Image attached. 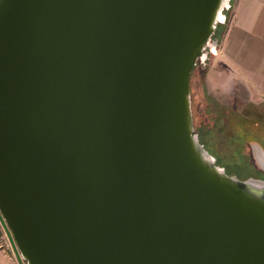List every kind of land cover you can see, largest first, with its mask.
Listing matches in <instances>:
<instances>
[{
  "label": "water",
  "instance_id": "water-1",
  "mask_svg": "<svg viewBox=\"0 0 264 264\" xmlns=\"http://www.w3.org/2000/svg\"><path fill=\"white\" fill-rule=\"evenodd\" d=\"M231 1L0 0V221L22 264H264V177L229 173L193 120Z\"/></svg>",
  "mask_w": 264,
  "mask_h": 264
},
{
  "label": "crops",
  "instance_id": "crops-1",
  "mask_svg": "<svg viewBox=\"0 0 264 264\" xmlns=\"http://www.w3.org/2000/svg\"><path fill=\"white\" fill-rule=\"evenodd\" d=\"M233 6L221 46L206 70V82L214 97H234L239 112L249 111L255 121L264 117V0H235ZM252 111L259 112L258 117ZM0 264H13L1 243Z\"/></svg>",
  "mask_w": 264,
  "mask_h": 264
},
{
  "label": "rangeland",
  "instance_id": "rangeland-1",
  "mask_svg": "<svg viewBox=\"0 0 264 264\" xmlns=\"http://www.w3.org/2000/svg\"><path fill=\"white\" fill-rule=\"evenodd\" d=\"M234 1L235 0L231 1V7L226 10V22L221 25L219 24L217 28L215 36L220 43L233 11ZM216 55V53L210 54L206 67L202 68L197 64L191 75L194 126L196 131L202 135L204 139L203 141L207 143L211 150L216 152L219 160L230 172L246 177L249 174H254L255 171L248 159L249 153L254 154L252 151L253 148L251 145H248L247 142L245 143L236 137V130L239 129L246 131L247 125L248 130L251 129L248 133L251 134L252 132V135H254L253 133L257 135L250 138L247 135L246 139L250 141H262L261 147L264 148V117H260L259 120L255 121H252L250 117H248L246 120V117L239 112L238 108L241 109L240 104L235 103L236 101L234 97L228 95L214 97V92L206 82L205 74L206 68H208L210 62L216 57ZM214 98L217 101L216 103L214 102ZM219 108L221 111L217 110ZM249 113V111L246 112V115L248 116ZM252 114L258 117L257 115L259 112L254 113V111H252ZM0 243L10 256L13 264H22L14 251L12 242L1 221ZM23 264L26 263L23 262Z\"/></svg>",
  "mask_w": 264,
  "mask_h": 264
},
{
  "label": "trees",
  "instance_id": "trees-1",
  "mask_svg": "<svg viewBox=\"0 0 264 264\" xmlns=\"http://www.w3.org/2000/svg\"><path fill=\"white\" fill-rule=\"evenodd\" d=\"M197 66V65H196ZM196 66H194L193 67V69L196 67ZM193 69H192V72H193ZM192 75V74H191ZM248 132H249V130H248ZM248 132H246V133H244V135L247 137V135H248V137L250 138V137H252V136H256L257 134H255V133H253L254 135H252V132H251V134H249ZM199 136H200V140L205 144V146L217 157V161H218V163H220L221 165H224L220 160H219V158H218V156H217V154H216V152L215 151H213V150H211L210 149V147L207 145V143H205L203 140V137H202V135L201 134H199ZM237 138H239V139H241L240 137H239V135H237L236 136ZM246 137H245V139H241L243 142H247L248 143V145H250V140H247L246 139ZM256 141H259V140H256ZM260 142V144L262 143V141H259ZM242 143V142H241ZM264 149V148H263ZM253 154L252 153H249V161H250V163H251V165L253 166V168H254V174H249L248 176H257V177H264V170L263 169H261L257 164H256V162H255V159H254V156H252ZM226 170L229 172V173H231V174H234L233 172H230L228 169H227V167H226ZM240 177H242V178H246V177H248V176H246V177H243L242 175H240V174H238Z\"/></svg>",
  "mask_w": 264,
  "mask_h": 264
},
{
  "label": "flooded vegetation",
  "instance_id": "flooded-vegetation-1",
  "mask_svg": "<svg viewBox=\"0 0 264 264\" xmlns=\"http://www.w3.org/2000/svg\"><path fill=\"white\" fill-rule=\"evenodd\" d=\"M198 64H199L200 67H202V68H203V67H206V65H202L200 62H199ZM206 70H207V68H206ZM241 113H242V115H243L244 117H246V120H247V119H248V116L246 115V112H244V111L242 112V111H241ZM243 113H244V114H243ZM246 120H245V121H246ZM245 121H244V122H245ZM250 130H251V129H249V131H250ZM246 132H248V127H247V125H246V131L239 130V129L236 130L237 135H239V137H240L241 139H245L246 136L244 135V133H246ZM255 144H260V142H259V141H256V140L250 142V145H251V147L253 148V150H254V147H253V146H254ZM260 145H261V144H260ZM253 150H252V151H253ZM253 155H254V154H253ZM216 158H217V157H216ZM223 166H225V165H223ZM225 168H226V166H225ZM234 174H235V173H234ZM238 176H239V175H238Z\"/></svg>",
  "mask_w": 264,
  "mask_h": 264
},
{
  "label": "bare ground",
  "instance_id": "bare-ground-1",
  "mask_svg": "<svg viewBox=\"0 0 264 264\" xmlns=\"http://www.w3.org/2000/svg\"><path fill=\"white\" fill-rule=\"evenodd\" d=\"M254 147L256 149L255 151H256L257 157L259 158L261 163L264 165V152H263V150L261 149V147L258 144H255Z\"/></svg>",
  "mask_w": 264,
  "mask_h": 264
},
{
  "label": "built area",
  "instance_id": "built-area-1",
  "mask_svg": "<svg viewBox=\"0 0 264 264\" xmlns=\"http://www.w3.org/2000/svg\"><path fill=\"white\" fill-rule=\"evenodd\" d=\"M218 39V38H217ZM220 42H219V40H218V44H217V46H216V48L215 49H213V50H210L209 51V58H210V54L211 53H218V50H219V46L221 45V43L219 44ZM209 58H208V60H209ZM208 60H207V62L206 63H201L202 65H207L208 64ZM1 246H2V244H1ZM3 247V246H2Z\"/></svg>",
  "mask_w": 264,
  "mask_h": 264
}]
</instances>
